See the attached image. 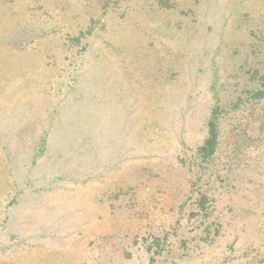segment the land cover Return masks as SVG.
<instances>
[{"label": "rangeland", "instance_id": "1", "mask_svg": "<svg viewBox=\"0 0 264 264\" xmlns=\"http://www.w3.org/2000/svg\"><path fill=\"white\" fill-rule=\"evenodd\" d=\"M261 85L264 0H0V264H264Z\"/></svg>", "mask_w": 264, "mask_h": 264}, {"label": "trees", "instance_id": "2", "mask_svg": "<svg viewBox=\"0 0 264 264\" xmlns=\"http://www.w3.org/2000/svg\"><path fill=\"white\" fill-rule=\"evenodd\" d=\"M261 86L260 88L254 89L252 91L253 98L257 99L264 97V85ZM220 111V106L215 105L210 113L208 120V134L204 143L199 148V154L201 157L202 164L209 162L210 159L215 156L219 148L221 134L219 127Z\"/></svg>", "mask_w": 264, "mask_h": 264}]
</instances>
